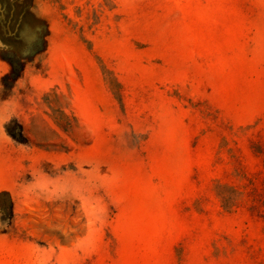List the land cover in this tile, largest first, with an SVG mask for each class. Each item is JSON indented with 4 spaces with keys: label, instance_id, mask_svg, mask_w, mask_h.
Instances as JSON below:
<instances>
[{
    "label": "rangeland",
    "instance_id": "374dc122",
    "mask_svg": "<svg viewBox=\"0 0 264 264\" xmlns=\"http://www.w3.org/2000/svg\"><path fill=\"white\" fill-rule=\"evenodd\" d=\"M0 264H264V0H0Z\"/></svg>",
    "mask_w": 264,
    "mask_h": 264
}]
</instances>
